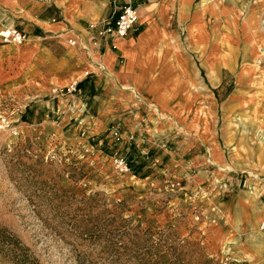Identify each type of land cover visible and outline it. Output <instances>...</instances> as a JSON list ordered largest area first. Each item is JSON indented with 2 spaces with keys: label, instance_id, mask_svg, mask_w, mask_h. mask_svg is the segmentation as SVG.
<instances>
[{
  "label": "rangeland",
  "instance_id": "rangeland-1",
  "mask_svg": "<svg viewBox=\"0 0 264 264\" xmlns=\"http://www.w3.org/2000/svg\"><path fill=\"white\" fill-rule=\"evenodd\" d=\"M210 2L196 12L219 35L222 82L212 91L200 68L197 89L187 72L196 102L186 110L163 114L151 103L166 107L155 92L150 107L132 100L111 110L102 82L93 98L83 82L61 96L79 79L63 73L61 82L0 83V264H264V219L249 231L223 214L237 191L264 184L248 168L260 160L253 145L264 112V0ZM120 5L92 10L81 24L86 41L74 37L68 49L112 39L97 32ZM201 26L195 32L206 39ZM45 66L53 68L48 52ZM248 176L256 177L250 188Z\"/></svg>",
  "mask_w": 264,
  "mask_h": 264
},
{
  "label": "crops",
  "instance_id": "crops-1",
  "mask_svg": "<svg viewBox=\"0 0 264 264\" xmlns=\"http://www.w3.org/2000/svg\"><path fill=\"white\" fill-rule=\"evenodd\" d=\"M106 1L109 0H0V27L5 29L1 30L2 33L16 26L26 36L25 41L19 45L0 42V83L26 85L31 80L50 83L56 82L57 77L61 78V75H56L58 73L75 75L79 78L76 82H83L79 88L86 97L93 98L102 82L106 97L104 100L111 110H128L124 108H128L127 103L132 100L142 104V107H150V92H155L166 107L161 110V105L154 102V99L151 103L163 114L178 110L182 104L186 110L196 102L193 101L195 96L191 94L189 73L187 74L190 70H193L192 78L197 89L200 87L196 75L200 68L207 70L212 91L220 86V38L213 33L215 27L208 26L205 19H200L201 16L196 12V9L202 10L211 2L134 0L138 17L136 25L128 31L129 35L112 39L99 38L96 40V47L85 48L78 44V49L69 50L71 46L67 44V39L76 37L80 42L86 41L89 32H83L81 24L96 15L92 10L103 8ZM202 23L206 39L195 32L194 26L197 24L203 30ZM187 25L191 26L190 30ZM184 32L185 35L181 38L180 35ZM46 52L52 56V69L45 66ZM70 55L74 57L66 62ZM193 58L199 62L198 66ZM260 77L264 86V72ZM84 83H88L89 87ZM236 96L237 92L234 91L230 98L233 100ZM101 107L102 105L99 109ZM258 114L257 118L263 122L256 125L257 143L253 146L260 160H252L248 168L252 173L257 170L255 175L262 176L264 144H260L258 138L264 136V130L259 128L260 124L264 128V112L256 113ZM256 115L252 112L249 114L251 118ZM242 118L239 114H233L232 119L237 121ZM233 136L238 134L235 132ZM213 144L216 147L214 142ZM252 155L257 156L255 153ZM261 170L263 171L259 173ZM254 179L248 176L243 180L244 185L250 188ZM242 190L232 196L231 206L230 199L223 206V214L232 227L253 231L264 219V184L258 188ZM254 190L257 192L251 196L250 193ZM263 230L260 232H263L264 239Z\"/></svg>",
  "mask_w": 264,
  "mask_h": 264
},
{
  "label": "built area",
  "instance_id": "built-area-1",
  "mask_svg": "<svg viewBox=\"0 0 264 264\" xmlns=\"http://www.w3.org/2000/svg\"><path fill=\"white\" fill-rule=\"evenodd\" d=\"M109 21H102L101 27L98 30L97 34L100 37L110 36V37H124L128 34V31L131 30L134 22L138 17V12L136 11V5H133L130 0H123V5L115 6L111 12ZM96 26L94 24H88V28L93 30ZM10 36L2 35V42L9 43L13 42L15 44H21L25 41L26 36L23 32L18 30L15 27L9 29ZM106 38V37H105ZM67 44L69 46L75 45V39H67ZM96 47V45H95ZM60 95L63 94H74L77 92V82H71L67 84ZM264 179V172L262 173ZM260 228L264 229V222L260 223Z\"/></svg>",
  "mask_w": 264,
  "mask_h": 264
},
{
  "label": "bare ground",
  "instance_id": "bare-ground-1",
  "mask_svg": "<svg viewBox=\"0 0 264 264\" xmlns=\"http://www.w3.org/2000/svg\"><path fill=\"white\" fill-rule=\"evenodd\" d=\"M5 35H8L9 34V30L7 29L6 32L4 33ZM10 36V35H9ZM74 102V101H73ZM74 104H76V101L74 102ZM263 141V140H262ZM256 178V177H255ZM257 191V190H255Z\"/></svg>",
  "mask_w": 264,
  "mask_h": 264
},
{
  "label": "trees",
  "instance_id": "trees-1",
  "mask_svg": "<svg viewBox=\"0 0 264 264\" xmlns=\"http://www.w3.org/2000/svg\"><path fill=\"white\" fill-rule=\"evenodd\" d=\"M79 85H81V84H79ZM79 85H78V86H79Z\"/></svg>",
  "mask_w": 264,
  "mask_h": 264
}]
</instances>
